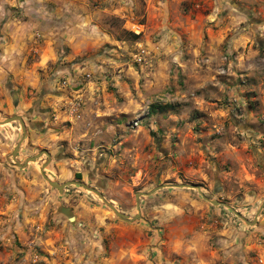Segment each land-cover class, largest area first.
<instances>
[{"label": "rangeland", "instance_id": "obj_1", "mask_svg": "<svg viewBox=\"0 0 264 264\" xmlns=\"http://www.w3.org/2000/svg\"><path fill=\"white\" fill-rule=\"evenodd\" d=\"M138 1L129 23L101 18L119 42L60 57L38 71L40 87L2 73L14 104L25 101L13 115L38 128L40 144L26 134L21 145L40 154L30 163L49 210L25 234L2 225L0 264H264V0H221L195 41L177 11L172 38L160 13L145 25ZM155 103L175 109L150 114ZM46 152L52 180L83 181L130 217L140 194L141 215L120 218L83 185L60 192L41 173Z\"/></svg>", "mask_w": 264, "mask_h": 264}, {"label": "crops", "instance_id": "obj_2", "mask_svg": "<svg viewBox=\"0 0 264 264\" xmlns=\"http://www.w3.org/2000/svg\"><path fill=\"white\" fill-rule=\"evenodd\" d=\"M144 2L147 15L145 25L150 27L160 13L168 18L166 23H162L161 29L170 31L164 38H172L173 33L176 34L177 31L169 28L168 24L171 26L176 24L174 20L171 21V17L173 11H177V18L186 28L185 36L193 41L198 36V28H204L205 17L214 20L222 6L221 0H144ZM139 4L138 0H0V77L3 72H8V68L22 85L40 87L38 71L47 68L60 57H74L87 53L103 43L119 42L104 27L101 18L107 15L129 16L126 22L129 23L130 15L133 18ZM227 13L226 19L231 15L230 12ZM193 15L195 18H192ZM232 22V19L226 20L222 28L226 30L232 28ZM30 55L35 60L27 65ZM1 80L0 121H3L16 110L23 112L27 109L21 105L25 101L18 106L15 105L16 102L14 104L11 86L5 87ZM24 99L28 100L27 97ZM17 124L18 122L0 124V213H4V220H0V228L4 225L2 228L5 229L4 232L25 234L33 224L30 220L44 219L45 213L49 210V206H44V202L40 200L48 188L40 180L39 162L29 161L24 167L14 164L13 160L9 159L17 146V141L23 135V132L19 131L20 122ZM37 129L29 127L26 133L28 141H32L34 145L41 142L40 137L34 132ZM23 145L17 153V159L22 163L34 154L33 149L36 147L28 148L26 145V148H23Z\"/></svg>", "mask_w": 264, "mask_h": 264}, {"label": "water", "instance_id": "obj_3", "mask_svg": "<svg viewBox=\"0 0 264 264\" xmlns=\"http://www.w3.org/2000/svg\"><path fill=\"white\" fill-rule=\"evenodd\" d=\"M20 121L21 125H22V129H23V136H22V139L19 141V143L17 144V146L15 147L14 151L12 152V157H13V160L16 162L17 165H20V166H24L26 167L29 163V161H37L38 157L40 154H37V155H33V156H30L26 159L25 162H20L18 159H17V153L20 149V146L22 144V142L24 141L25 137H26V123H25V120L23 118L22 115H12V116H9V117H6L3 121H0V124H6V123H10L12 121ZM46 154L48 155V161L47 163H44L43 164V167L41 169V173L42 175L45 177V179L54 187H56L57 189H59L60 192H63L64 189L68 186V185H71V184H79V185H83L85 186L86 188L88 189H92L94 191H96L104 200L105 202L109 205V207L116 213L117 216H119L120 218L124 219V220H127V221H133L135 220L136 218H138L140 215H141V211H140V194H137V199H138V202H137V209H138V213L134 216V217H130V215L120 211L113 203L109 202L105 196L102 194V192L98 191L97 189L95 188H92V187H89L88 185H86L83 181H80V180H71V181H67V182H59L57 180H52L44 171L45 167L50 163L52 157L50 155L49 152H46ZM167 185V184H166ZM181 186H189V187H193V188H198L200 189L199 186L197 185H194V184H190V185H184L182 184ZM162 187V186H160ZM159 187H156L154 188L153 191H155L156 189H158ZM153 191H150L149 193H145V192H141L142 194H145V195H148V194H151ZM215 202V201H214ZM218 203V202H217ZM61 210L66 214L68 215V217L70 219H73V213L72 211L67 208V207H61ZM250 222V221H249Z\"/></svg>", "mask_w": 264, "mask_h": 264}, {"label": "trees", "instance_id": "obj_4", "mask_svg": "<svg viewBox=\"0 0 264 264\" xmlns=\"http://www.w3.org/2000/svg\"><path fill=\"white\" fill-rule=\"evenodd\" d=\"M133 36H134V39H137L139 38V35L135 34V33H132ZM166 109H175V105L173 103H165V104H152L150 106V109H149V113L150 114H154V113H157V112H162Z\"/></svg>", "mask_w": 264, "mask_h": 264}, {"label": "built area", "instance_id": "obj_5", "mask_svg": "<svg viewBox=\"0 0 264 264\" xmlns=\"http://www.w3.org/2000/svg\"><path fill=\"white\" fill-rule=\"evenodd\" d=\"M142 30H140L139 32L135 31L137 34H140ZM145 52L146 50L142 47L140 48V51L137 53L138 56V60H143V58H145Z\"/></svg>", "mask_w": 264, "mask_h": 264}, {"label": "bare ground", "instance_id": "obj_6", "mask_svg": "<svg viewBox=\"0 0 264 264\" xmlns=\"http://www.w3.org/2000/svg\"><path fill=\"white\" fill-rule=\"evenodd\" d=\"M138 32V30H136Z\"/></svg>", "mask_w": 264, "mask_h": 264}]
</instances>
